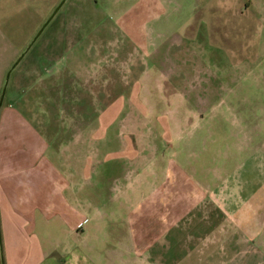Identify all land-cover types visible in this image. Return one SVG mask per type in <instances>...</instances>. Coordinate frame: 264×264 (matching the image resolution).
<instances>
[{
  "label": "rangeland",
  "instance_id": "rangeland-1",
  "mask_svg": "<svg viewBox=\"0 0 264 264\" xmlns=\"http://www.w3.org/2000/svg\"><path fill=\"white\" fill-rule=\"evenodd\" d=\"M62 1L0 0V99L51 19L0 109V264L128 224L137 171L189 142L264 163V0Z\"/></svg>",
  "mask_w": 264,
  "mask_h": 264
},
{
  "label": "crops",
  "instance_id": "crops-1",
  "mask_svg": "<svg viewBox=\"0 0 264 264\" xmlns=\"http://www.w3.org/2000/svg\"><path fill=\"white\" fill-rule=\"evenodd\" d=\"M147 56L154 65V50ZM197 147L142 165L129 223L87 224L83 216L50 264H264V163L240 157L244 146L234 150L237 166L197 156Z\"/></svg>",
  "mask_w": 264,
  "mask_h": 264
},
{
  "label": "water",
  "instance_id": "water-1",
  "mask_svg": "<svg viewBox=\"0 0 264 264\" xmlns=\"http://www.w3.org/2000/svg\"><path fill=\"white\" fill-rule=\"evenodd\" d=\"M65 0H63L61 2V4L59 5V7L57 8V10L55 11L54 15L56 14V12L62 7V5L64 4ZM53 15V16H54ZM51 21V19L48 20V22L44 25V27L40 30V32L37 34V36L35 37V39L32 41V43L27 47V49L25 50V52L21 55V57L19 58V60L16 62V64L12 67V69L9 71L8 75H7V79L5 82V86L3 88L2 91V95H1V99H0V109L2 107L3 101H4V97L6 94V90H7V86H8V82L10 79V75L13 71V69L17 66V64L20 62V60L25 56V54L28 52V50L31 48V46L33 45V43L37 40V38L40 36V34L43 32V30L45 29V27L48 25V23Z\"/></svg>",
  "mask_w": 264,
  "mask_h": 264
}]
</instances>
